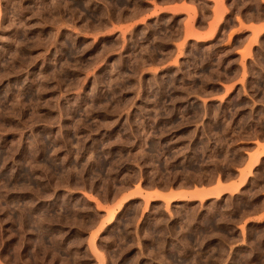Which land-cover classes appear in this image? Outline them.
<instances>
[{
  "label": "rangeland",
  "instance_id": "374dc122",
  "mask_svg": "<svg viewBox=\"0 0 264 264\" xmlns=\"http://www.w3.org/2000/svg\"><path fill=\"white\" fill-rule=\"evenodd\" d=\"M239 1L0 0V264H264Z\"/></svg>",
  "mask_w": 264,
  "mask_h": 264
},
{
  "label": "crops",
  "instance_id": "0c3cea01",
  "mask_svg": "<svg viewBox=\"0 0 264 264\" xmlns=\"http://www.w3.org/2000/svg\"><path fill=\"white\" fill-rule=\"evenodd\" d=\"M236 2L237 3H240V1L239 0H236ZM244 3H248V2H246V1H243ZM243 2H241V3H243ZM213 3H215V1L213 2ZM229 3H233V0H229ZM258 3H264V0H258ZM245 25L247 26V27H250L251 25H253L255 28H259V27H261L262 25H264V22H261V21H254V22H252V20L251 19H245ZM250 33H251V31H249ZM201 33H204V31H201ZM262 145H264V140H262Z\"/></svg>",
  "mask_w": 264,
  "mask_h": 264
},
{
  "label": "bare ground",
  "instance_id": "6f19581e",
  "mask_svg": "<svg viewBox=\"0 0 264 264\" xmlns=\"http://www.w3.org/2000/svg\"><path fill=\"white\" fill-rule=\"evenodd\" d=\"M221 190L223 191V189H221ZM219 191H220V190H219ZM222 191H220V193H221ZM220 193H219V194H220ZM206 194H207V193H206ZM207 195H209V194H207ZM207 195H206V196H207ZM203 196H205V194H204Z\"/></svg>",
  "mask_w": 264,
  "mask_h": 264
}]
</instances>
